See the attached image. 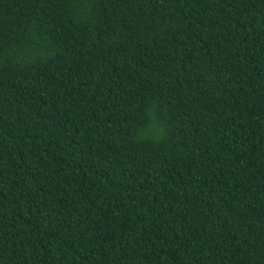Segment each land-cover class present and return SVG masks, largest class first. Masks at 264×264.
<instances>
[{
	"label": "trees",
	"instance_id": "obj_1",
	"mask_svg": "<svg viewBox=\"0 0 264 264\" xmlns=\"http://www.w3.org/2000/svg\"><path fill=\"white\" fill-rule=\"evenodd\" d=\"M0 264H264V0H0Z\"/></svg>",
	"mask_w": 264,
	"mask_h": 264
}]
</instances>
